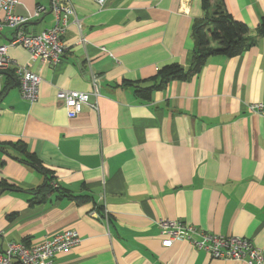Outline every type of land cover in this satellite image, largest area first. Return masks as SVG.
Instances as JSON below:
<instances>
[{
  "label": "crops",
  "instance_id": "1",
  "mask_svg": "<svg viewBox=\"0 0 264 264\" xmlns=\"http://www.w3.org/2000/svg\"><path fill=\"white\" fill-rule=\"evenodd\" d=\"M19 1L18 16L46 9L29 23L31 32L55 26L52 0ZM221 1L249 27L253 46L238 57L209 58L198 75L169 83L150 101L139 97L138 81L167 65L191 66L193 28ZM62 2L75 14L59 63L32 60L22 46L8 49L13 65H28L41 83L30 103L10 78L14 66L4 74L0 250L72 229L80 244L54 264H248L212 259L185 240L162 247L159 222L172 220L251 239L264 253V117L247 108L264 101V37L256 38L264 0H211L208 9L204 0ZM13 35L3 31L0 45ZM60 90L99 95L70 119ZM12 143L47 169L55 192L38 195L45 175Z\"/></svg>",
  "mask_w": 264,
  "mask_h": 264
},
{
  "label": "built area",
  "instance_id": "2",
  "mask_svg": "<svg viewBox=\"0 0 264 264\" xmlns=\"http://www.w3.org/2000/svg\"><path fill=\"white\" fill-rule=\"evenodd\" d=\"M104 5L106 0H95ZM20 5L19 0H0V34L5 30L14 32L12 39L6 45H0V97L4 91V74L13 67V61L8 56L9 47L22 46L32 60H42L50 65L59 63L66 51L63 36L68 28L69 19L74 16L70 4L62 0H52V12L56 16L53 28L34 33L29 30V23L39 18L46 9L37 7L34 14L27 17L15 14ZM75 23H78L75 20ZM80 27V25H79ZM14 74L21 96L24 100L35 103L39 99L41 77L27 66H14ZM92 95L99 93H85L79 91L60 90L57 94L68 109L70 119L76 118L82 109L90 104ZM248 111L264 117V101L252 103ZM159 227L165 238L162 247L170 248L177 241H187L193 248L203 251L215 260L245 261L248 264H264V253L254 241L244 237H224L209 234L185 223L161 220ZM81 238L77 231L69 229L48 237L38 245L25 243H10L4 250H0V264H54L58 253L68 251L79 245Z\"/></svg>",
  "mask_w": 264,
  "mask_h": 264
},
{
  "label": "trees",
  "instance_id": "3",
  "mask_svg": "<svg viewBox=\"0 0 264 264\" xmlns=\"http://www.w3.org/2000/svg\"><path fill=\"white\" fill-rule=\"evenodd\" d=\"M210 3L211 0H204V9H208ZM193 33L196 39V48L191 66L185 68L179 64L167 65L159 69L154 78L138 81L135 83V86L138 90L137 94L139 97L146 101H150L155 91L165 88L169 83L192 79L201 72L203 66L211 57L232 58L241 56L253 46L255 39L251 36L249 27L244 23L236 21L227 11L223 1H221L217 8L208 15L205 21H200L195 25ZM258 37H264V17L257 31L256 38ZM213 43L216 44V46H212ZM10 78L17 83L14 72L10 75ZM9 147L15 149L19 153L22 159L17 157L18 159H21L24 163L32 166L35 170L45 175L46 181L39 187L37 191L38 195L46 196L57 190L55 184L50 185L53 179L49 178L47 169L34 156L28 153L25 145L12 143L9 144ZM0 148L2 151L5 150H3V147ZM69 196L79 203L85 200L81 197Z\"/></svg>",
  "mask_w": 264,
  "mask_h": 264
},
{
  "label": "water",
  "instance_id": "4",
  "mask_svg": "<svg viewBox=\"0 0 264 264\" xmlns=\"http://www.w3.org/2000/svg\"><path fill=\"white\" fill-rule=\"evenodd\" d=\"M50 1H51V0H50ZM0 152H2V153H5V152H4V151H2L1 149H0ZM2 192H3V191H2ZM2 192H1V193H2ZM1 193H0V194H1Z\"/></svg>",
  "mask_w": 264,
  "mask_h": 264
}]
</instances>
